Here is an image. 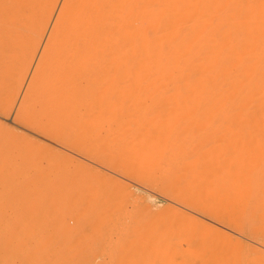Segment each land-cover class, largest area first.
<instances>
[{
  "label": "rangeland",
  "instance_id": "374dc122",
  "mask_svg": "<svg viewBox=\"0 0 264 264\" xmlns=\"http://www.w3.org/2000/svg\"><path fill=\"white\" fill-rule=\"evenodd\" d=\"M63 1L64 0H57L56 5L54 6V9H53L52 15L50 17V20L42 34V37L39 40V43L37 44L35 49H31L29 45L30 44L29 43L30 25L22 26V24H20L21 25L20 27L19 24H17V21L15 20L14 12L11 11L10 9L11 7L8 5V3L5 2V0H0V126H1L0 136H2L0 137V180H1L0 181V192L1 193L4 192L2 193L4 195H0L1 197L0 198V204H1L0 212L2 213L3 211V213H6L8 211L7 214L9 212L11 213V206L15 203L16 200H20L21 203L25 201L22 204V205H25V209L23 207L21 213L26 214L24 213L28 211V207H26V204L27 205L30 204V201L32 199H35L34 196H37L39 193H42L43 195L45 186L46 187L49 186V184L47 185V182L51 183L52 181V183H54L58 179L60 182H65V181L68 182L67 180H69L68 183H72L71 189L75 188V191L77 192L76 194V192H74L73 189L71 190V192L74 193V194L70 193V196H72V199H71V203L73 202L72 204H67L68 206H66L65 203L68 202L66 201V198L69 199L70 197L68 193L66 194V192L62 190L56 193L57 190L54 191L50 188L51 191H48L47 194L49 195V193H51L49 195L50 202L48 201L49 206H50V208L48 206V210L51 211V212L49 211V217H51L50 219H52L54 216L56 217V215L60 217L62 216L61 218L59 217L60 219L58 218L57 222L61 221L62 219H64L62 220L64 222L68 221L66 224L70 226L69 227L70 229L74 228L73 230L76 231L75 235L77 234L76 236H78V238H75V239H73L74 237L73 235L67 236L68 238L73 236L69 240L71 241L73 239L75 241H71L70 244H68L69 243V240H68L67 244L66 243L65 245L63 244L64 245L63 247L67 246L66 248H69L68 250L75 248L73 245L75 246L77 245L76 249H74V251L76 252L77 250L82 249L80 250V252L78 251L77 253L79 257L76 254V252L74 253V251L73 253L72 251H69V253L66 252L67 255L65 254V258L67 256L69 257V258L67 257L66 260L70 258L73 259V261L71 260V264L72 262H74L75 264V261L80 262L83 259H85V262L82 261L83 263L81 262V264H171V263H168V261H166L163 258V256L160 255L162 252L166 253L167 250L181 251V250H186V249H188V251L194 252V251H199V250L201 251L203 249L205 250L210 249L208 245L211 244L212 239L209 237V235L211 234L210 236L213 237L212 235L213 233L209 229H205V230L199 229V231L196 230L195 227H198L199 224L207 225L209 228H219L226 235L228 234L230 236L236 237L240 241H243L249 245L251 244V246L257 247L258 249H261L264 252V246H262V244H260L253 238H250L244 234L238 233L227 226L221 225L219 222L216 221V219L212 217L210 218L205 213H201V211L185 206L184 204L176 201L175 198H171L168 195L166 196L164 193H162L161 191H158L156 188L150 187L140 181L135 180L134 178H131L130 176L126 174H123L115 169L105 166L104 164L102 165L101 163L96 162L92 160L90 157L84 154H81L79 152H76L75 150L71 148L65 147L63 143H61L60 141L47 137L46 135L35 130L34 128L27 126V125H23L15 119L17 110L21 107L23 111L26 110L24 114L27 113L28 115L27 114L26 115L31 117V118L30 117L28 118L32 120V122L35 123V125L38 124L39 122L46 121L49 128L51 127L52 130H58V127L56 126L57 124L58 125L60 124L59 125V127L61 126L59 128L61 129L60 131H64L65 129L64 132L70 136L72 135L71 137L74 136L73 138H76V139H81L80 137H82L83 140H87L88 142H92V139H93L92 135L94 131L98 133H100L99 131H101V133H104V131L106 130V133H108L109 132L108 130L112 128L111 131L114 130L113 131L114 133L111 131L109 132L110 133L109 135L111 137V139L110 138L109 139L111 141L108 139V141L110 142L106 141V143L104 144H105V147L107 146V151L109 150V153L112 154L113 157L116 156V158L120 159V161L123 164L127 163L131 167L135 164L133 167H136L137 169L142 168V171H145V172L153 170L152 172L156 173V175L159 177L161 176L163 177L165 174L166 175L164 177H167L168 174L170 173L172 177L174 176V178L171 177V181L173 182V184L175 185L177 189L180 188L178 190H180L181 193L183 192L188 193L186 195L190 197H195L196 199L197 196L198 198L199 196H201L202 191L200 190H204L203 198L202 196L200 198H202L201 199L202 201L205 198L206 199L204 200L205 202L204 203L202 202V203L204 205L206 203L205 207L207 206L209 209L212 207V210H215L214 212L216 213V215L214 214L215 216L221 217V215L225 214L226 217L229 216V218L231 219L234 218V220L236 219L238 221H241L243 224H246L247 231L249 230L254 231L258 229V230H261L262 232L260 233V231L257 230L255 231V233L262 234L264 232V127H263L264 125L257 126L256 124H254L255 122L254 123L253 121L250 122L248 118L244 119L241 117L242 119L241 118L238 119V117L240 116H235V118L233 116L232 117L233 119L229 118L230 114L238 115V113H240V112H237L239 109H236L237 111L228 110L224 112V110L220 111V109L219 110L216 108L212 109L208 107V105L206 106L204 102L203 104L201 103L194 104L195 101L192 99V94H189L188 92H186L188 89L187 90L184 89L185 87H187L186 82L184 83L182 82V80H185L184 78L183 79L179 78L180 80H175L176 81L175 83L173 78H172L173 82L169 81L168 78L166 79L165 77H162L163 79H161V77L160 78L158 77L159 78L158 79L157 76L154 77V75L152 74L149 75L146 71H140V72L132 71V70L127 71L126 69H124V67L123 69L118 68V67H113L114 65L113 62L116 61L114 60L116 59L115 56H112L113 58L111 57V59L109 56V58L106 60L109 62H111L110 60H112L113 62L111 63L109 62L104 63V61L101 62L98 57H97L98 63H97V59L94 58L97 64L93 61L92 63H89L86 61L87 63L91 64V66L86 67L85 64L84 65L82 64L83 66H85L84 69L82 67V70L80 71L81 72L80 75H79V72L77 75H75V77L78 76V78L76 77V80H75L76 86L77 84L80 86L82 84L81 90L83 89L82 91H80L82 92V94L80 93L79 96L77 95V93L75 94V96H77V99L80 98L79 100L76 101V102L79 101L77 105L78 108H76L80 113L77 116L78 118L76 117L78 121L75 120L74 122H72V119L69 116L67 115L64 116L63 114L59 115L60 113L59 114L55 113L54 109L56 108L54 107H58V106H55V102L59 101L60 99L59 96L61 95L60 93L62 91H63L62 94L65 93L64 88L66 87V84H63L65 85L63 86L62 85L63 82L59 80L60 82L59 81L58 82L61 83L60 85H62L61 88L58 87L59 89H61L59 90L60 92L55 87L54 88L56 90L55 89H52V90H55L57 92L55 94L54 92L53 93L50 92L51 90H49V88H52L54 86L53 84L55 82L54 79L57 78L58 80V77H56L55 75L53 74L49 75L48 73L44 74L46 78H48L47 76L52 77V80L54 81V82L51 81L52 83L49 82V80L51 79H47L48 80L47 82H46V78L45 79L43 78L44 81L43 79H41V81H43L44 84L43 82H41L43 86L41 84L40 87L43 88V90L39 88L40 89L39 92L43 93V91H48L49 95L52 94V96L50 97L48 95V92L46 93L44 92L45 94L48 95V96L46 95L45 96L47 98L49 97L48 99L46 98L47 99L46 100L42 96L41 102L44 103V106L41 102H38L41 99H38V98L35 99L36 96L34 97L35 95L34 93H37L38 90L37 92H35L36 89H33L35 91L32 90V92H34L33 93L34 95L32 96L34 99H32L31 97L32 94H30L31 98L25 94L29 81L34 73V70L36 69L38 65L37 63H39V59L43 52L46 40L55 23L57 14L59 12V9ZM28 51H30V53ZM90 59L92 60L93 58H90ZM99 63H104V64L101 65ZM117 63L119 64L120 62H117ZM117 63L115 65H117ZM93 64H96L95 68L96 66H98L97 67L98 69L96 70L93 69L94 68L92 67ZM99 65H101L102 67ZM91 73H92V76L90 75ZM81 76H84V77H81ZM67 77H70V76L67 75ZM72 77L74 76L72 75ZM105 78H108V80ZM164 79H166L165 83H164L165 81ZM72 80L73 78H70L69 82L71 83ZM95 80L98 82H96ZM161 80H164V81L162 82ZM45 82L50 83V85L48 84L50 86L48 90H47L48 85H46ZM72 83H71L72 85H75L74 82ZM98 83L101 86H99ZM117 83L119 85H117ZM172 83H175V84H172ZM180 83H182L183 86H181ZM91 84L93 85V87ZM95 84H97L99 88L98 91L96 89L97 86L95 87ZM163 84L168 85V86L166 87ZM56 85H59V84L57 83ZM72 85H67V86H70L71 88ZM84 85L86 87L88 86V89L84 87L85 88L84 90L83 88ZM44 86L46 89L44 88ZM76 86H73V88L74 87L76 88ZM116 87L118 90H116ZM95 89L96 91H93ZM69 90L68 92L70 93H67V95L71 94V91ZM74 90L75 89H73L72 92ZM88 90H91V91H88ZM11 91L12 93H10ZM29 92H31V90ZM39 92L37 94H38V97L40 98ZM53 95L55 97H53ZM26 96L29 98H27ZM64 96L66 97V94H63V97ZM81 96L83 97L87 96L88 98L87 99L85 98L86 99L85 100ZM210 97L208 99H210ZM50 98H53V100L50 101L51 100ZM81 98H83L84 100L81 101ZM91 98L92 100H90ZM37 99L38 101H36ZM63 99L65 100V98ZM191 99L194 101V103H192ZM48 100L50 101V105H48V102H49ZM202 101H204V99H202ZM57 103L59 104V106L61 105L60 106L61 108L64 107L65 103H62L60 101ZM75 104L73 103L74 106ZM61 108L60 110H62ZM88 110L92 111L93 113L92 112L88 113L89 112ZM117 117L118 119H116ZM105 119L109 121L107 122ZM55 120L56 122H53ZM115 123L117 125H115ZM53 127L56 129H53ZM71 130H73V132ZM74 133H76V135ZM19 138L21 140L17 141ZM22 140L24 143L22 142ZM21 142L22 144H19ZM112 143L113 144L115 143L114 147ZM12 144H15V146ZM116 146H117L118 152H117V149L115 148ZM12 147H15V148H12ZM40 148H42V150ZM43 149L44 150L48 149V150L44 151ZM110 150L112 151V153L110 152ZM11 152L12 153L14 152L15 154L14 153L12 154ZM120 152L122 155L121 154L119 155ZM45 153L46 154L50 153V154H48L47 156ZM125 155H126V158H125ZM51 156L52 158H50V160L48 161L49 159L48 157H51ZM53 156H55L56 158H54ZM45 157L47 158V161ZM57 157L60 158V160ZM63 157H66V158H63ZM163 157L164 158L166 157V158L164 159ZM61 158L64 159V160L62 159L63 163H61ZM68 158L71 160L69 163L70 165L67 164L69 162V160L67 162ZM151 158L153 159L151 160ZM52 160L54 161L52 162ZM168 160L170 161V163H168L169 162ZM47 162L50 164V166L48 165ZM133 162L134 164L132 165ZM38 163L40 164L39 166H38ZM64 163H66L67 165L64 166L65 165ZM19 164L22 168L19 166ZM34 164H36L37 166H33ZM62 165L64 166V168ZM171 165H173L172 167L174 166L175 167L172 168L170 167ZM51 166H52V170L50 171ZM67 167L71 169V172H77L79 167H81L79 169V172H80L79 174H81V172L84 169L86 170L88 169V172H89V168H90L91 172L93 171V172L98 173L99 177L97 179L99 182L95 180L92 182V184L94 185H91L90 182H89L90 184L89 185L88 182L83 181L82 179L80 180L79 178L73 179L74 181L71 182L72 179H66L65 177L66 174L63 171V169L67 170ZM53 168L56 170V172ZM44 170L45 171L47 170V172H45ZM13 172H15L16 176ZM166 172H169V173H166ZM38 173L39 174L41 173L42 176L39 175ZM43 173L46 174V178H48L49 175L55 174L56 176L55 175L52 177L49 176V179H47V181L46 179H44L46 182V185H45L44 180H42L43 178H45V174ZM36 174H38L37 177H34L36 176ZM193 174L194 176H196L194 179V182L191 179L193 177L192 176ZM199 175L204 176L203 180H200L202 179V177H199ZM31 176H32V179H30ZM61 177L62 179H60ZM109 177L114 180L115 184ZM15 178L16 180L19 178L18 179L19 181L18 180L16 181ZM11 180H14V181H11ZM32 180H33V183H32ZM78 180H80V183L78 182ZM103 180L105 181L103 182ZM198 180L201 182H198ZM28 181L30 182L29 183V185L31 186L30 189H29L30 186H27ZM34 181H35V184H34ZM167 181H169V178ZM78 183H79V186L83 185V186H80L81 189H79ZM41 184L42 186H40ZM73 184H75L74 186L76 187H74ZM95 184H96V187H95ZM25 185L27 186L28 190L25 188L26 187ZM122 185L125 186V188ZM17 186H20V188L27 190V192L24 190H20V188ZM100 186L102 189L101 191L104 190L102 192L103 197H102V194H100L101 193ZM83 187H84V190L82 189ZM86 189L88 190V192L86 191ZM116 189L117 191H115ZM119 189L122 191V193L123 192L124 193L123 194L120 193L121 191H119ZM79 190L80 191L82 190L83 193L80 192ZM6 191L8 192L6 193ZM130 191L133 193L131 194ZM16 192H19V193L17 194ZM52 193H54L55 196L54 194L52 195ZM92 193H94L95 195ZM30 194H33V195H30ZM98 194H100L101 197ZM124 194H127V195L130 194V195L127 198L125 197L124 199L122 198ZM139 195H142L143 198H141V196ZM15 196L17 198H15ZM52 197L53 198L55 197V200L56 199L57 200L55 201ZM113 197L114 198L116 197L117 199L116 198L114 199ZM118 197H119V200H118ZM129 197L131 199L133 198L134 202L133 200H130ZM51 198L54 203L51 201ZM58 198L60 199V201ZM84 198H86V200L88 199L89 204L91 205L88 204L89 206H87L88 201H85ZM97 198H99L100 200ZM103 198H105L106 201L108 200L112 201V203L110 201L107 202V203H110L108 206L109 210L104 209V208L101 210V208L106 205L105 204L106 201H104ZM112 198L114 199V201L112 200ZM122 199L126 201L124 202ZM127 199H129L130 201H128ZM190 199H194V198H190ZM77 200H79L80 203L78 205L76 204L74 205V202ZM101 200L103 202H101ZM27 201L29 202L27 203ZM139 202L145 203V206L144 204L141 205ZM95 203L98 204L96 205L97 207L99 205L102 206V207L100 206V211L102 213L99 212V208H97L98 211H96L97 209L94 210ZM138 204L139 206L141 205L140 206L141 208L138 207ZM149 204L150 205L152 204V205L149 206ZM90 206L91 207L93 206V207L90 208ZM133 206L134 208L135 206H137L138 208L136 209L138 211L134 209ZM61 208H64V209H61ZM87 208L88 210H86ZM52 209H54L55 211H53ZM91 209H93V211ZM141 209H145V212L143 213ZM155 209H158V210H155ZM77 210L79 211L76 212ZM38 212H39V209L35 211L33 215L35 216L36 214L38 215L39 214ZM92 212H93L92 215H95V213L99 212L98 216L101 215V217L97 218L94 216V218L96 219H92V215H90ZM75 213H77V217L83 218V219L79 218V220H81L80 222L81 225L78 219L74 218L76 217ZM83 213H86V214H83ZM103 213H106L104 214L105 217L102 215ZM124 213H126L127 215ZM140 213H142L143 215ZM132 214L134 215L133 217L131 216ZM9 215L10 214H8V216ZM144 215H146L147 217ZM49 217H46V219L48 218L49 223L46 220L45 221L47 223L44 221L46 225L42 226V225H39L38 223L36 224H38L40 227L42 226L43 227L42 230L43 229L46 230L47 234L45 232H42V233H45V235H48L47 230L50 233V231L52 232V229H53V231H56L54 235L57 238H59L60 236H62V233H65L64 232L65 226H61L59 224L61 222H58L57 223L58 227L55 226V228H58L56 230L54 226L50 224L52 223V221L49 220ZM55 217H54V221H56L55 219H57V217L56 218ZM174 217L176 218L174 219L175 221L172 219ZM41 218L43 220L44 217L41 216ZM67 218L68 220H66ZM165 218L167 219L166 220L167 223L164 220ZM38 219L40 218H37V220ZM42 220H40V224ZM75 220H77L78 222ZM72 221H73V224L70 223ZM81 226H83L82 229H81ZM85 226H88V227H85ZM61 227L63 228V230H61ZM85 228L87 229V232ZM39 229L40 228H38L37 230ZM201 231L206 232V234L201 233ZM37 233L39 234V232ZM41 237H43V235H41ZM47 237L44 236L45 240H47L46 239ZM63 237H64V240L62 238L61 240H63V243H64V241H66L65 240L66 237L65 236ZM40 238H37V239H40ZM41 239L39 241H41V244H42L44 243L43 242L44 240H41ZM59 239L56 243H59ZM89 239L90 240L92 239L91 242ZM79 240L81 241L80 245H78ZM82 240H84V242H82ZM41 244H38V246H40V248L42 247L44 248L43 244L42 245ZM52 244L53 243L51 242V245ZM85 244L87 245L84 246ZM49 245L50 244L48 243V246ZM56 246H53V247L56 248ZM86 247L89 249L87 250ZM215 251H217V249ZM218 251H220L219 253L222 254L221 249ZM70 252L72 253L73 256L70 255L71 254ZM225 252L226 251H223L224 254ZM81 253L82 255H80ZM74 254L78 258L74 256ZM215 254H218V253L216 252ZM227 254H230V253L227 252L226 255ZM79 258L81 259L79 260ZM259 262L258 264H261ZM66 264H68V262H66ZM76 264H79V263H76Z\"/></svg>",
  "mask_w": 264,
  "mask_h": 264
},
{
  "label": "bare ground",
  "instance_id": "6f19581e",
  "mask_svg": "<svg viewBox=\"0 0 264 264\" xmlns=\"http://www.w3.org/2000/svg\"><path fill=\"white\" fill-rule=\"evenodd\" d=\"M5 2L8 3V5L11 7L10 9H11V11L14 12L15 20L17 21V24H19L20 27H21L20 24H22V26L30 25V30H29L30 31V36H29V43L30 44L29 45H30L31 49H35V47L39 43V40L42 37V34H43V32H44V30H45V28H46V26L50 20V17L52 15V12H53L54 6L56 5L57 0H5ZM25 29H27V28H25ZM29 31H27V32H29ZM28 52L30 53V51H28ZM109 56H110V59L112 56H115L116 59H114V60H116L117 62H120L119 64L121 65V67L116 61L115 62L117 63V65H115L116 64L115 62L110 60L115 65V66L113 65V67H118V68H122V69L124 67V69H126L127 71H131V70L132 71H138V72L146 71L149 75L152 74V75H154V77H156V76H157V78L161 77V79H163L162 77H165L166 79L168 78L169 81H172L173 79L175 81V80H180V79L184 78L185 80H182V82L183 83L186 82V84H187L186 85L187 87L184 86L185 87L184 89L185 90L188 89L186 92H188L189 94H192V99L195 101V103H194V101L191 99L192 103L203 104V102H204L206 106L208 105V107H210L212 109H215V108L218 110L220 109V111L224 110V112H226L228 110L229 111L230 110L237 111L236 109H239L237 111V112H240V113H238V115L230 114L229 118L233 119L232 118L233 116H234V118H235V116H240V117H238V119H240L241 117L244 119L248 118L250 122H252V121H253V123L255 122L254 124H256L257 126L258 125H264V0H64L60 9H59L58 14H57L55 23H54V25H53L50 33H49V36L46 40L43 52H42L41 57L39 59V63H37L38 65H37L36 69L34 70V73H33L32 77L29 81V84H28V87H27L25 94L28 95L29 97H30V94H32L31 97L35 94L34 95V97L36 96L35 99L36 98L41 99L42 96H43V98L46 99L47 98L46 96L49 95V92L48 91H43V93L39 92L40 91L39 88H41L40 86L42 84L41 82H43L44 79L46 78L44 76L45 73L46 74L48 73L49 75H51V74L55 75L56 77H58V80H57V78L54 79L55 82L52 80L51 76H50L51 78L49 76H47L48 78H46V82L48 81L47 79H51V80H49L50 83L54 82L53 83L54 86L53 87L51 86L52 88H49L50 83L45 82L46 85L49 84L47 87V90L49 88V90H51L50 92H52V93L54 92V94H55L57 92V91H55L56 90L55 88H57L59 91V90H61L59 88H61V86L63 84H66V87L64 88L65 93H63V94H66V97L65 96L63 97V94H62L63 91L60 93L61 95L58 94L61 96V97L59 96V98H60L59 101L62 103H65V104H64V107L61 108L60 107L61 105L59 106V104L57 103L59 101L55 102V106H58L59 108L54 107V108H56V109H54V111L57 114L60 113L59 115L63 114L64 116L65 115L69 116L72 119V122H74L75 120L78 121V119H76V117L80 113L76 108H78L77 105H78L79 101L78 102H76V101L79 100L80 98L77 99V96H75V94L77 93V95L79 96L80 93L82 94V92H80V91H82L83 89L81 90L82 84H81V86L78 84L76 86L75 80H76V77L78 78V76L75 77V75H77L78 72L80 75V73H81L80 71L82 70V67L84 69L85 66L86 67L91 66V64H89V63H92V61L95 62L96 60H94V58L97 59V63H98V58L100 59L101 62L104 61V63H106V62H109V61H106L109 58ZM87 58H88V60H87ZM90 58H93V59L91 60ZM83 60H84V62H83ZM86 61L89 63H87ZM81 62H83V63H81ZM111 62H109V63H111ZM104 63H99V64L103 65ZM82 64L83 65L85 64V66H83ZM96 64H93L94 66L92 65V67H94L93 69H95V70L98 69L97 68L98 66H96V68H95ZM101 65H99V66H101ZM89 71H91V70H89ZM101 73H102V71H101ZM129 73H131V72H129ZM82 74H83V72H82ZM67 75H69L70 77H67ZM72 75L74 77H72ZM90 75L92 76V73ZM140 75H141V73H140ZM91 76H89V77H91ZM81 77H84V76H81ZM70 78H73L71 83L74 82L75 85H72L73 83L71 84L69 82ZM41 79H43V81H41ZM61 79L64 81H62ZM105 79L108 80V78H105ZM166 79H164L165 81L164 80H161V81L162 82L164 81V83H165ZM59 80L61 82H63L62 85H60L61 83H59L60 82ZM85 80H86V78H85ZM83 81H84V79H83ZM56 82L59 85H56L57 84ZM96 82H98V81H96ZM83 83H85V82H83ZM175 83H176V81H175ZM175 83H172V84H175ZM177 83H179V82H177ZM43 84H44V82H43ZM43 84H42V86H43ZM180 84H181V86H183L182 83H180ZM67 85H72V87L70 88V86H67ZM91 85H89V86H91ZM93 85H92V87H93ZM98 85L101 86L99 83H98ZM117 85H119V84L117 83ZM63 86H65V85H63ZM73 86H76V88L75 87L73 88ZM96 86H97V84H95V87ZM164 86L167 87L168 85H164ZM68 87L70 90L68 89ZM84 87L86 89H88V86L86 87L84 85L83 88ZM92 87H91V89H92ZM44 88H45V86H44ZM72 88L75 89L74 90L75 92L74 91L72 92V90H73ZM85 88H84V90H85ZM33 89H36V91ZM52 89H55V90H52ZM89 89H90V87H89ZM96 89H97V91L99 90L98 86L96 87ZM96 89L93 91H96ZM30 90H31V92H29ZM32 90L35 92H37V90H38L40 98L38 97V94H37L38 92L34 93V92H32ZM41 90H43V88H41ZM68 90L71 91L70 95L69 94L67 95V93H70V92H68ZM116 90H118L117 87H116ZM12 91L10 93H12ZM88 91H91V90H88ZM28 92H29V94H28ZM44 92L45 93L48 92V95L45 94ZM42 94H44V95H42ZM58 95H56V96H58ZM49 96L51 97L52 94ZM204 96H206V97H204ZM29 97H27V98H29ZM53 97H55V96L53 95ZM81 97H83V96H81ZM209 97H210V99H208ZM63 98H65V100ZM83 98L87 99L88 97L85 96ZM83 98H81V101L84 100ZM205 98H207L208 100ZM24 99H26V98H24ZM32 99H34V98L32 97ZM38 99L36 101H38ZM50 99H49L50 101L53 100V98H50ZM110 99H112V98H110ZM202 99H204V101H202ZM90 100H92V98ZM41 101H42V99L38 102H41ZM50 101L48 102V105H50ZM41 103L44 106V103L43 102H41ZM51 103H53V102H51ZM73 103L74 104L76 103L75 106L73 105ZM208 107H207V109H208ZM60 108L62 110H60ZM21 109L22 108L20 107L17 110L16 116H15V119L17 121H19L21 124L30 126V127L34 128L35 130H37L38 132L46 135L47 137H50V138L57 140V141H60L61 143H63V145L65 147L71 148V149L75 150L76 152L84 154V155L90 157L92 160L101 163L102 165L104 164L105 166H108V167L115 169V170H117L123 174H126V175L130 176L131 178H134L137 181H140V182H142V183H144L150 187L156 188L158 191H161L166 196L168 195L171 198H175L176 201L184 204L185 206H188V207L193 208L195 210L201 211V213H205L210 218L212 217V218L216 219V221L219 222L221 225L227 226V227L231 228L232 230H234L238 233H241V234H244L250 238H253L257 242L262 244V246H264V235H263L264 232L262 234L255 233V231H257L258 229L254 230V231H252V230L247 231L246 224H243L241 221H238L236 219L234 220V218L231 219V218H229V216L226 217L225 214L221 215V217L220 216L217 217V216H215L216 213H214L215 210H212V207L210 209L207 206L205 207L206 203H205V205L203 203L205 202L204 200L206 198L203 201L201 200L203 198V191L204 190H200V191H202L201 192L202 198H200L201 196H199V198L197 196L198 199L197 198L195 199V197H190V196L186 195L188 193H184V192H183L184 194L181 193V191L178 190L180 188L177 189L175 187V185L171 181L172 175L169 172H166V173H169L167 176L169 178V181H167L168 178L164 177L166 174L163 177L162 176L159 177L156 175V173L152 172L153 170L145 172V171H142V168L137 169L136 167H133L135 165L134 162L132 163V165L133 164L134 165L131 167L127 163L123 164L120 161V159L116 158V156L113 157L112 154L109 153V150L107 151V146L105 147V144H104V143H106V141L107 142L111 141L110 140L111 137L109 135L110 134L109 132L111 131L112 128L108 130L109 131L108 133H106V130H105L106 128L104 129L105 131L102 130V131H104V133H101V131H99L100 133L94 131V133L92 135V138H93L92 142H88L87 140H83L82 137H80L82 140L73 138L74 136L71 137L72 135L70 136L64 132L65 129H64V131H60L61 130V129H59L61 127V126L59 127L60 124L59 125L57 124V126L55 125L56 127H58V130H52L51 127L49 128L46 121L45 122L44 121L39 122L38 124L35 125V123H33L32 120H30L28 118L30 116H27L28 115L27 113L24 114V112H26V110L24 109L25 111H23V109L22 110ZM91 112L92 111H89L88 113H91ZM54 117H55V115H54ZM66 118H68V117H66ZM106 119H107V117H106ZM114 119H113V121H114ZM116 119H118V117ZM58 120H60V119H58ZM239 121H241V120H239ZM53 122H56V120ZM110 122H112V121H110ZM250 122H248V123H250ZM63 124H65V123H63ZM115 125H117V124L115 123ZM69 126H70V124H69ZM106 126H108V125H106ZM110 126H111V124H110ZM115 127H117V126H115ZM101 128H102V126H101ZM53 129H56V128L53 127ZM75 130H76V128H75ZM71 131L73 132V130H71ZM81 131H82V129H81ZM113 131H111V132H113ZM76 133H74V134L76 135ZM113 135H115V134H113ZM0 137H2V136H0ZM77 138H79V137H77ZM108 139L110 141H108ZM19 140H21V139L19 138L17 141H19ZM22 142H23V140H22ZM22 142L19 144H22ZM114 144L112 143L113 147L115 146ZM12 145L15 146V144H12ZM17 146H18V144H17ZM24 146H23V148H24ZM117 146L115 147L116 149H117ZM121 147H123V146H121ZM12 148H15V147H12ZM120 148H119V150H120ZM40 149L42 150V148H40ZM11 150H9V151H11ZM46 150H48V149H45L44 151H46ZM111 150H110V152L112 153ZM31 151H33V150H31ZM117 152H118V149H117ZM11 153H9V154H11ZM30 154H32V153H30ZM48 154H50V153H48ZM48 154H46V155L48 156ZM120 154H121V152L119 153V155ZM137 154H139V153H137ZM3 155H4V153H3ZM41 155H43V154H41ZM117 155H118V153H117ZM123 155H124V153H123ZM53 157L56 158L55 156H53ZM22 158H24V157H22ZM48 158H49L48 159V161H49L50 158H52V156L48 157ZM63 158H66V157H63ZM63 158H61V163H63L62 162L64 160ZM125 158H126V155H125ZM58 159L60 160V158H58ZM152 159L153 158H151V160ZM68 160H69V162H68ZM46 161H47V158H46ZM53 161L54 160H52V162ZM70 161L71 160L68 158L67 164H69ZM36 162H37V160H36ZM57 162H56V164H57ZM168 163H170V161ZM56 164H55V166H56ZM64 164H63L64 166L67 165L66 163H64ZM141 164H139V165H141ZM171 164H172V162H171ZM39 165L40 164L38 163V166ZM48 165L50 166L49 163H48ZM143 165H144V163H143ZM19 166H20V164H19ZM33 166H37V165L34 164ZM64 166H63V168H64ZM172 166L173 165H171L170 167H172ZM174 167H172V168H174ZM58 168H59V166H58ZM80 168L81 167H79V169ZM85 168H86V166H85ZM46 169H48V168H46ZM79 169L77 172H71V169H69L68 167H67V170L63 169L64 173L66 174V175L64 174L66 179H72V181L71 180L70 181L73 182L74 181L73 179L79 178L80 180L82 179L83 181L88 182V184L90 182L91 185H94V184H92V182L95 180H97V182H99L97 179L99 177L98 173L93 172V171H92L93 172L92 173L90 171V168H89V172H88V169L87 170L84 169L81 172V174H79L80 173ZM51 170H52V166H51L50 171ZM61 171H62V169H61ZM75 171H76V169H75ZM168 171H170V170H168ZM42 172H43V170H42ZM45 172H47V170ZM55 172H56V170H55ZM55 172H53V173H55ZM13 173L15 174V172H13ZM41 173L40 174L38 173V174L41 175ZM38 174H36V176H34V177H37ZM43 174H45V173H43ZM54 175H49V176L52 177ZM15 176H16V174H15ZM49 176H48V178H46V174H45V178H43L42 180L46 179V181H47V179H49ZM101 176H103V175H101ZM192 176L193 177L191 179L194 182V179L196 176H194V174ZM43 177H44V175H43ZM199 177H202V179H200V180H203L204 176L199 175ZM39 178H40V176H39ZM172 178H174V176ZM30 179H32V176ZM60 179H62V177ZM15 180H16V178H15ZM33 180H32V183H33ZM52 180H54V179H52ZM80 180H78L79 183H80ZM105 180H106V178H105ZM105 180H103V182ZM111 180L114 182L113 179H111ZM11 181H14V180H11ZM49 181H51V180H49ZM67 181L69 182V180H67ZM44 182H45V180H44ZM68 182H66V181L60 182L59 179L57 181H55L54 183H52V181H51V183L47 182V185L49 184V186H47V187L45 186V190L43 192V195H42V193H39L41 195L36 194L37 196H34L35 199H32V200L30 199L31 200L30 204L27 205L25 203L26 207H28V211L24 212L26 214L21 213L23 207L25 209V205H22L25 201L23 203H21L20 200H16V199H15L16 201L14 200L15 203L11 206V213L10 212L8 213V214H10L9 216L7 214L8 211L6 213H3V211H2V213L0 212V264H66V262H68V264H71V260L73 261V259L70 258V259L66 260V258L68 256L65 258V254H66V252L69 253V251H72V253H73V251H74V249H76L77 245L76 246L73 245L75 248L70 249V250H68L69 248H66L67 246H65V247H63V246L65 245V243L67 244L68 240L71 239L73 236H74L73 239L78 238V236H76L77 234L75 235L76 231L73 230L74 228L71 226L73 229H70L69 228L70 226L66 224L68 221L67 222L62 221L64 219H62L61 221H58V222H61V223H59L61 226H65V228H64L65 233H62V236L59 237L60 239L54 235L56 233V231H53V229H52L53 227L51 225H53L55 228V226H57V223H58L57 220L60 216L56 215V217H57V219H55L56 221H54L55 216L52 219H50L51 217H49V211L50 210H48V206H49L48 201L50 202V196L49 195L51 193H49V195L47 194L48 191H51V189L54 191L57 190L56 193H58L59 191L62 190L64 192H66V194L68 193L69 197H70L69 199L66 198V201H68L65 203L66 206H68L67 204H72L73 203V202L71 203L72 196H70V193L74 194L71 192L72 189L74 190V192H76V191H75V188L71 189L72 183H68ZM109 182H110V180H109ZM198 182H201V181L198 180ZM1 183H3V182H1ZM29 183L30 182L28 181L27 186H30ZM38 183H36V184H38ZM79 183H78V186H79ZM10 184H12V183H10ZM34 184H35V181H34ZM114 184H115V182H114ZM175 184H177V183H175ZM45 185H46V182H45ZM74 185L75 184H73V186ZM85 185H86V183H85ZM98 185H100V184H98ZM27 186L25 188L28 190ZM40 186H42V184ZM80 186H83V185H80ZM80 186H79V189H81ZM17 187L20 188V186H17ZM74 187H76V186H74ZM95 187H96V184H95ZM123 187L125 188V186H123ZM30 188H31V186L29 187V189ZM88 188H90V187H88ZM97 188H98V186H97ZM82 189L84 190V187ZM20 190H24V189L20 188ZM27 190H24V191L27 192ZM101 190L102 189L100 186V191ZM15 191H17V190H15ZM31 191H33V190H31ZM86 191L88 192L87 189H86ZM103 191H101L100 194H102ZM112 191H114V190H112ZM115 191H117V189ZM119 191H121V190L119 189ZM7 192L8 191H6V193ZM80 192H82V190ZM2 193H4V192H2ZM2 193L0 192V195H4ZM16 193L18 194L19 192H16ZM54 193H52V195ZM120 193H122V191ZM130 193L132 194L133 192L130 191ZM60 194H61V192H60ZM76 194H77V192H76ZM92 194H94V193H92ZM100 194H98V195H100ZM127 194H124L122 198L125 199V197L127 198L130 195V194L129 195H127ZM199 194H200V192H199ZM30 195H33V194H30ZM54 196H55V194H54ZM139 196H141V198H143L142 195H139ZM100 197H101V195H100ZM102 197H103V194H102ZM15 198H17V197L15 196ZM29 198H31V197H29ZM32 198H33V196H32ZM52 198H51V201H52ZM113 198H112V200L114 201V199L116 197L114 199ZM133 198H134V196H133ZM133 198L132 199L130 198V200H133ZM190 198H194V199H190ZM53 199L55 200V197ZM63 199H64V197H63ZM97 199H99V198H97ZM84 200L88 201V199L86 200V198H84ZM89 200H90V198H89ZM103 200L106 201L105 198H103ZM118 200H119V197H118ZM127 200L130 201L129 199H127ZM59 201H60V199H59ZM109 201L110 200L106 201V203L104 202L106 205L103 207L101 205H99L97 207L96 205H98V204L95 203L94 210L99 208V212L102 213L100 211V206L102 207L101 210L103 208L108 209V206L110 203H107V202H109ZM28 202L29 201H27V203ZM96 202H98V201H96ZM101 202H103V201L101 200ZM110 202L112 203V201H110ZM133 202H134V200H133ZM47 203H48V205H47ZM79 203H80V201L77 200L74 202V205L75 204L78 205ZM90 203H92V202H90ZM55 204H56V202H55ZM84 204H85V202H84ZM88 204H89V201L87 203V206L91 205V204H89V205ZM140 204L141 205L144 204V206H145V203H140ZM50 205H51V203H50ZM58 205H59V203H58ZM151 205L149 204V206H151ZM2 206H3V204H2ZM52 206H53V204H52ZM84 206H83V208H84ZM140 206L138 204V207H140ZM64 207H65V205H64ZM92 207L90 206V208H92ZM138 207L135 206V208H134V206H133L134 209H136ZM49 208H50V206H49ZM1 209H2V207H1ZM38 209H39V212H38L39 214L38 215L36 214V216L33 215L34 212L37 211ZM54 209H52V210L55 211ZM61 209H64V208H61ZM160 209H162V208H160ZM86 210H88V208ZM91 210L93 211V209H91ZM155 210H158V209H155ZM69 211H70V209H69ZM78 211L79 210H77L76 212H78ZM96 211H98V209ZM141 211L144 213L145 209H141ZM72 212H74V211H72ZM86 212H88V211H86ZM98 213H95V215H92L93 212L91 214L90 213L89 214L92 215V219H96V218H94V216L97 218L101 217V215L98 216L99 215ZM4 214H6L7 216ZM83 214H86V213H83ZM96 214H97V216H96ZM104 214H106V213H103L102 215L104 216ZM124 214H126V213H124ZM140 214H142V213H140ZM39 215H40V217H39ZM45 215H46V217H49V220L52 221V223H50L51 224L50 226L52 227L51 228L52 232L50 231V233H49V231L47 230L48 235H45V233H46L45 229L42 230V228H43L42 226L46 225L47 222L49 223L48 218L46 219ZM75 215H76V217H74V218H77L79 223H80L81 222V220H79L80 217H77V213H75ZM41 216L44 217L43 220H42ZM80 216H82V215H80ZM108 216H109V214H108ZM131 216L133 217L134 215L132 214ZM144 216H146V215H144ZM174 216H176V215H174ZM106 217H107V215H106ZM37 218H40V219L37 220ZM80 219H83V218L81 217ZM172 219L174 220L176 218L174 217ZM40 220H42L41 224H40ZM66 220H68V218ZM164 220L166 221L167 219L165 218ZM173 220H172V222H173ZM75 221H77V220H75ZM54 222H56V223H54ZM36 223H38L39 225H42V226L40 227ZM70 223L73 224V221ZM79 223H78V225H79ZM166 223H167V221H166ZM47 225H49V224H47ZM80 225H81V223H80ZM82 227L83 226H81V229H82ZM85 227H88V226H85ZM38 228H40V229L37 230ZM76 228H75V230H76ZM55 229L57 230L58 228H55ZM195 229L198 231H199V229L211 230V232L213 233L212 234L213 237L210 236L211 234L209 235V237L212 239L211 244L208 245V247L210 248L209 250L203 249L201 251L199 250V251H194V252L188 251V249L181 250V251H169V250H167L166 253L162 252L160 255L163 256V258L166 261H168V263H171V264H240V263L241 264H244V263L245 264H258L259 261H260L259 263H261V264L264 263V252L261 249H258L257 247H253V246H251V244L249 245L243 241H240L236 237L230 236L228 234L226 235L219 228H209L207 225L199 224L198 227H195ZM61 230H63L62 227H61ZM85 230L87 232L86 228H85ZM258 231H260V233L262 232L261 230H258ZM37 232H39V234ZM40 232L41 233L45 232V233L41 234ZM78 232H80V231H78ZM92 232H91V234H92ZM89 233H90V231H89ZM89 233H88V235H89ZM201 233L206 234V232H204V231H201ZM37 234L39 237L37 236ZM41 235H43V237H41ZM71 235H73V236L69 237V238L67 237V236H71ZM44 236L45 237L48 236L46 238L47 240H45ZM63 236L68 238V239L65 238L66 241H64V243H63V240H64ZM37 238L44 240L43 242L46 243V244L42 243L44 248L43 247L40 248V246H38V244H41V241H39L40 239H37ZM61 238L63 240H61ZM58 239H59V243H56L58 241ZM73 239L71 241H75ZM91 240H90V242H91ZM71 241L69 240L68 244H70ZM51 242L53 243L52 245H51ZM80 242L81 241L79 240V244L78 243L77 244L80 245ZM82 242H84V240H82ZM85 242H87V241H85ZM48 243L50 244L49 246H48ZM56 245L57 246L59 245L58 248ZM86 245L87 244H85L84 246H86ZM45 246H47V247H45ZM53 246H56V248ZM145 247H146V245H145ZM90 248H91V246H90ZM88 249L89 248H87V250ZM216 249H217V251H215ZM220 249L222 250V254L219 253L220 251H218ZM80 250H82V249H80ZM80 250H77V252L74 251V253L76 252V254H77L78 251L80 252ZM223 251H226L225 254L223 253ZM216 252L218 254H215ZM227 252L230 253V254H227L228 256L226 255ZM72 253L70 255H72ZM86 254H87V252H86ZM80 255H82V253ZM83 255H84V253H83ZM74 256H76V255L74 254ZM78 257H79V255H78ZM80 259L81 258H79V260ZM64 261H65V263H64ZM82 261L85 262V259H83ZM82 261H80V262L75 261V264L76 263L81 264ZM97 261H98V259H97ZM97 263H99V262H97ZM72 264H74V262H72Z\"/></svg>",
  "mask_w": 264,
  "mask_h": 264
}]
</instances>
